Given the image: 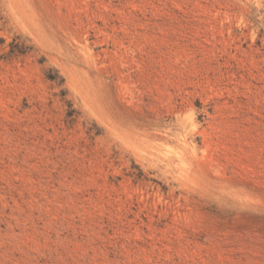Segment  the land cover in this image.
Instances as JSON below:
<instances>
[{
	"label": "rangeland",
	"instance_id": "1",
	"mask_svg": "<svg viewBox=\"0 0 264 264\" xmlns=\"http://www.w3.org/2000/svg\"><path fill=\"white\" fill-rule=\"evenodd\" d=\"M0 264H264V0H0Z\"/></svg>",
	"mask_w": 264,
	"mask_h": 264
}]
</instances>
